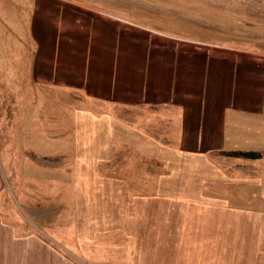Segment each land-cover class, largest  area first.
Wrapping results in <instances>:
<instances>
[{"label":"rangeland","instance_id":"1","mask_svg":"<svg viewBox=\"0 0 264 264\" xmlns=\"http://www.w3.org/2000/svg\"><path fill=\"white\" fill-rule=\"evenodd\" d=\"M48 1L38 6L53 16L61 3L81 5L197 45L264 51V0ZM37 2L0 0V251L11 254L2 263L184 264L180 248L157 242L160 226L132 219H205V205L232 203L235 159H89L75 100L32 81ZM168 204L177 206L170 215ZM211 207L208 218H233ZM194 245L205 252V243Z\"/></svg>","mask_w":264,"mask_h":264},{"label":"crops","instance_id":"2","mask_svg":"<svg viewBox=\"0 0 264 264\" xmlns=\"http://www.w3.org/2000/svg\"><path fill=\"white\" fill-rule=\"evenodd\" d=\"M39 1L50 2L38 0L33 15L32 81L75 100L89 159H235L232 203L216 198L205 219L132 220L160 226L157 242L180 248L184 264L200 254L195 264H264V51L197 45L81 5L61 3L54 17ZM249 152L257 157L235 155ZM210 205L233 218H208Z\"/></svg>","mask_w":264,"mask_h":264},{"label":"trees","instance_id":"3","mask_svg":"<svg viewBox=\"0 0 264 264\" xmlns=\"http://www.w3.org/2000/svg\"><path fill=\"white\" fill-rule=\"evenodd\" d=\"M235 155H238V156H246V157H257V154H255V153H248V154H235Z\"/></svg>","mask_w":264,"mask_h":264}]
</instances>
